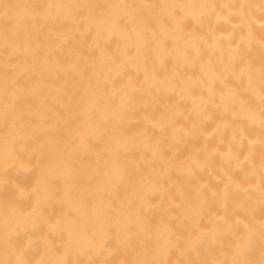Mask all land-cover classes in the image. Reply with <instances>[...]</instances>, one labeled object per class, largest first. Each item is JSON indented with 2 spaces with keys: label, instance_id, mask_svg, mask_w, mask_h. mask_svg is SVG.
Listing matches in <instances>:
<instances>
[{
  "label": "bare ground",
  "instance_id": "obj_1",
  "mask_svg": "<svg viewBox=\"0 0 264 264\" xmlns=\"http://www.w3.org/2000/svg\"><path fill=\"white\" fill-rule=\"evenodd\" d=\"M264 0H0V264H264Z\"/></svg>",
  "mask_w": 264,
  "mask_h": 264
},
{
  "label": "snow or ice",
  "instance_id": "obj_2",
  "mask_svg": "<svg viewBox=\"0 0 264 264\" xmlns=\"http://www.w3.org/2000/svg\"><path fill=\"white\" fill-rule=\"evenodd\" d=\"M262 46H264V45H262ZM10 264H11V262H10ZM16 264H22V262L17 261Z\"/></svg>",
  "mask_w": 264,
  "mask_h": 264
}]
</instances>
